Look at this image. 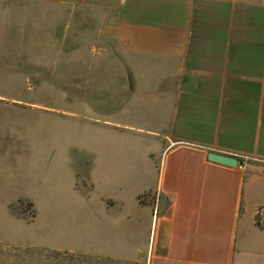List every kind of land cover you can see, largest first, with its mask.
<instances>
[{
  "label": "crops",
  "instance_id": "obj_1",
  "mask_svg": "<svg viewBox=\"0 0 264 264\" xmlns=\"http://www.w3.org/2000/svg\"><path fill=\"white\" fill-rule=\"evenodd\" d=\"M155 1L76 0L65 9L59 0L53 12L85 15L72 44L101 51L102 77H87L99 87L72 90V110L98 114L104 135L153 139L150 153L134 152L129 163L124 152L83 157L89 208L70 252L124 263L264 264V0H165L163 9ZM105 76L118 81L103 84ZM129 109L148 111L151 128L121 119ZM211 152L253 160L241 170L211 162ZM95 219L104 239L97 249Z\"/></svg>",
  "mask_w": 264,
  "mask_h": 264
},
{
  "label": "rangeland",
  "instance_id": "obj_2",
  "mask_svg": "<svg viewBox=\"0 0 264 264\" xmlns=\"http://www.w3.org/2000/svg\"><path fill=\"white\" fill-rule=\"evenodd\" d=\"M74 1L8 0L12 6L7 12L0 6V264L146 261L145 256L136 263H124L70 252L75 247L71 235L80 229V217L89 208L81 202L89 183L83 157L90 150L124 152L129 163L134 152L150 153L145 142L153 140L144 134L104 135L96 123L98 114L72 110L71 91L99 87L90 85L87 77L101 72L100 64H96L101 51L88 52L85 45L78 47L75 39L72 44L71 37L86 16L53 14L59 3L70 9ZM155 4L163 9L165 0ZM78 18H82L79 24ZM80 34L86 39L85 32ZM88 53L93 65L82 58ZM112 77L105 76L100 82L118 81ZM129 110L120 118H133L148 127V111ZM94 204L96 208L98 204ZM102 206L97 207L99 216ZM90 233V244L97 249L104 241L99 220H93ZM77 243L82 246L78 250L86 249V241Z\"/></svg>",
  "mask_w": 264,
  "mask_h": 264
},
{
  "label": "water",
  "instance_id": "obj_3",
  "mask_svg": "<svg viewBox=\"0 0 264 264\" xmlns=\"http://www.w3.org/2000/svg\"><path fill=\"white\" fill-rule=\"evenodd\" d=\"M208 159L213 163L232 167V168L238 167L239 164V160L235 157L218 154L214 152L209 153Z\"/></svg>",
  "mask_w": 264,
  "mask_h": 264
},
{
  "label": "built area",
  "instance_id": "obj_4",
  "mask_svg": "<svg viewBox=\"0 0 264 264\" xmlns=\"http://www.w3.org/2000/svg\"><path fill=\"white\" fill-rule=\"evenodd\" d=\"M236 158V157H235ZM239 160V164H238V167L241 169V170H244L248 164L250 163V161H252L253 159L251 157H239L237 158ZM263 162V161H262Z\"/></svg>",
  "mask_w": 264,
  "mask_h": 264
}]
</instances>
